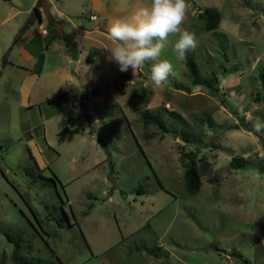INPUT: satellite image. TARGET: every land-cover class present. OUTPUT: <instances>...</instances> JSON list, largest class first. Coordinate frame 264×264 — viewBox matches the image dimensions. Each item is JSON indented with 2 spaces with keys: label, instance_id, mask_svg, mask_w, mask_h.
<instances>
[{
  "label": "rangeland",
  "instance_id": "374dc122",
  "mask_svg": "<svg viewBox=\"0 0 264 264\" xmlns=\"http://www.w3.org/2000/svg\"><path fill=\"white\" fill-rule=\"evenodd\" d=\"M41 1L0 0V264H13L4 232L20 234L24 260L44 264H241L231 252L264 264V128L255 130L264 124L257 77L264 70V0H187L181 31L194 32L198 43L180 56L174 50L179 33L169 35L160 59L169 60L173 72L162 87L151 80L155 61L134 73L119 70L110 54L117 42L104 27L84 43L98 44L90 53L94 66L79 68L82 81L64 84L57 65L39 73L19 67L24 63L15 46L37 25L34 6L47 10ZM49 1L62 13L83 7ZM107 1L113 15L132 8ZM209 7L219 22L205 32L198 14ZM188 57L195 76L185 69ZM72 72L66 69L67 76ZM193 80L202 86L192 87ZM60 92L67 94L46 103ZM144 111L156 114L168 132L144 127ZM47 116L52 119L40 126ZM64 126L78 133L57 136ZM182 153L197 158L194 196L183 190ZM238 157L244 166L230 168ZM33 162L42 179L26 175Z\"/></svg>",
  "mask_w": 264,
  "mask_h": 264
},
{
  "label": "crops",
  "instance_id": "0c3cea01",
  "mask_svg": "<svg viewBox=\"0 0 264 264\" xmlns=\"http://www.w3.org/2000/svg\"><path fill=\"white\" fill-rule=\"evenodd\" d=\"M46 1L47 0H42L41 3L44 2L46 4L47 10L42 9L41 7L38 8L41 21L37 19V25L33 27L29 26L25 31H23L24 33L22 34L21 39L15 46V48L17 49V53L20 57L19 60L23 61L24 63L23 66H19V67L26 69V71H28L29 73L31 71H34L35 67H38V73H39L44 69H49L51 66L57 65L58 69L61 70L62 73L61 76L63 77L62 82L64 84H66L67 81L72 80L73 78L76 79L78 82L82 81L79 79L81 74L79 68L83 67V65H85L88 68L94 66L92 63L93 62L92 57L94 56H92L89 62H87L86 56L84 57V55L85 53L86 55L88 53H91L92 52L91 49H93V47L98 43L92 42V44L85 45L84 44L85 41L89 42L91 40H95L94 38L98 34H100L99 29L101 27H104L103 29H105L103 33L109 35L108 28L115 19L118 18L124 20L130 19L134 15L137 8L146 7L144 4L141 3L142 1L140 0H134V2H131L129 0L126 1L124 0V2L132 3L131 5L132 8L129 10H123L120 13L113 15L112 13L113 7L111 6V8H109L108 6L109 2L107 0H75V1H80L83 7L81 9H77L73 14H70L68 12L62 13L57 5L52 6L50 4V1L49 2ZM55 1L62 3L65 1L67 4L69 3L70 7L75 3L73 0H55ZM118 1L120 2L122 0H118ZM42 12L44 13V16L42 15ZM45 17L46 19L47 17L51 18V24H52L51 27L57 30V31H53L55 38L49 44H46L44 42L45 35L42 34L43 31L42 32L37 31V27L38 25H40L41 27H43L44 32L45 33L47 32V35L48 33H50L51 28L50 31L48 32V30L45 27V23H46ZM91 17L94 18L91 19ZM97 19H99V22L97 24H94L93 22H95ZM57 22H59V24ZM61 22L62 24H60ZM90 28L93 30L90 31ZM95 31L96 33H94ZM13 32L14 31H10L9 35L11 34L14 35ZM60 36H64L65 38L62 39L60 38ZM58 38H60V40ZM58 41L62 42L64 46V50L61 49L60 45L57 43ZM51 55L55 56L58 60L56 62L50 61V58L53 57ZM8 64L13 65L12 63H8ZM69 68L73 72L72 74L67 76L66 69ZM28 76L30 77V81H33V78L35 76H30V75ZM60 89L62 90V88ZM73 96L71 95L69 98H67V100L69 99V101H71L72 104L75 103V98ZM50 119H52V116L41 118L40 119L41 125L40 124L39 125L43 126L42 122L45 123ZM65 127L66 126H64L63 128ZM65 135H72V134H65ZM30 136L31 135L29 134V137ZM57 136H63V135H58L57 133ZM39 137L41 138V134ZM30 140H32V136L28 140V142ZM29 143H32V141ZM32 147L35 148L36 145L33 143ZM38 169L40 170V167H38Z\"/></svg>",
  "mask_w": 264,
  "mask_h": 264
},
{
  "label": "clouds",
  "instance_id": "9594fccd",
  "mask_svg": "<svg viewBox=\"0 0 264 264\" xmlns=\"http://www.w3.org/2000/svg\"><path fill=\"white\" fill-rule=\"evenodd\" d=\"M188 9L187 0H151L150 7L137 8L130 19H115L108 28V33L117 42L110 54L111 59L119 65V70L127 72L131 69L134 73L146 61H155L151 68V80L155 86L162 87L173 72L172 63L167 59H160L169 35L179 33L174 50L180 56L194 49L198 43L194 32L181 31ZM262 128L264 124L255 125L257 132Z\"/></svg>",
  "mask_w": 264,
  "mask_h": 264
},
{
  "label": "trees",
  "instance_id": "16d2710c",
  "mask_svg": "<svg viewBox=\"0 0 264 264\" xmlns=\"http://www.w3.org/2000/svg\"><path fill=\"white\" fill-rule=\"evenodd\" d=\"M1 1H9V0H1ZM32 11L35 14L36 18L41 21L40 15H39V10H38L37 6H34ZM198 19L201 20L203 23V26H202L203 31H205V32L212 31L217 27V24L219 22V13L214 7L205 8L204 10H202L198 14ZM51 26H52L51 18L47 17L45 27L48 30V32L50 31V28H51V31H50V35L46 36L44 39V42L46 44H49L55 38L54 33H53L54 30ZM90 59H91V55L89 54L86 58L87 62H89ZM184 66H185L187 73L190 76L196 75L195 64L193 62L192 57H188L184 61ZM257 77H258V82H259L260 88L262 90H264V70L259 71ZM191 86L195 88L197 86H202V84H198L196 81L193 80ZM203 86L208 88V86H206L204 84H203ZM65 95H66L65 92L58 93L57 95H54V96L47 98L46 103L47 104L54 103V102L64 98ZM139 116H140L141 124L144 127L153 126V127L157 128L162 133L168 132L166 125L160 120V118L156 114H151L147 111H144V112H141ZM239 120L242 121V117ZM243 130L249 132L244 125H243ZM77 131L78 130L76 128H73V129L62 128L58 132V135L77 134L78 133ZM170 131L172 133H175L176 129L174 128V130L172 129ZM181 137L185 142L187 141V136L185 135V133L182 130H181ZM26 139L29 140L30 137L26 136ZM193 141L195 142L196 139H194ZM99 145L102 146L100 141H99ZM181 158L186 159V162L184 163V173H183V177H182V179H183L182 184H183L184 193L188 196H194L198 193L199 188H200L199 174L196 170L197 158L192 153H187V154L182 153ZM244 163H245L244 159H242L241 157H238V158L232 159L229 162L228 166L230 168H234V169L238 170L244 166ZM32 165H34L35 169L37 170L35 175H34L35 177L32 176L35 172L33 170V168H31ZM40 171H42V170H39L36 163L33 162V164L30 163V166L28 168H26L25 173L32 180L36 179V178L42 179ZM47 180L50 181L51 184L54 182V180L51 178H47ZM138 193H143V192L138 191ZM58 227H60L59 224H58ZM3 237H4V240L9 245H11L12 249H11L10 258H11V261L13 264H44L39 260H36L33 262L26 261L23 259V257H21L19 255V248H20V244L22 242L20 234H15L14 236H11V234L4 232ZM159 250L161 251L160 248H154L152 251H155L153 253H156V255H158L157 252ZM215 252L219 256L221 255L220 252H218V251H215ZM227 255L230 257L238 259L241 262V264H248L246 259H243L242 255L238 252H231ZM45 264H47V263H45Z\"/></svg>",
  "mask_w": 264,
  "mask_h": 264
},
{
  "label": "water",
  "instance_id": "95a60500",
  "mask_svg": "<svg viewBox=\"0 0 264 264\" xmlns=\"http://www.w3.org/2000/svg\"><path fill=\"white\" fill-rule=\"evenodd\" d=\"M81 107H82V106L80 105V108H81ZM81 109H82V108H81ZM81 112H82V110H81ZM109 181H110L111 184H113V187H115L113 180H112V179H109ZM115 188H116V187H115ZM217 251L220 252V253H222V254L225 253V251H223V250L221 251V250L218 249Z\"/></svg>",
  "mask_w": 264,
  "mask_h": 264
}]
</instances>
